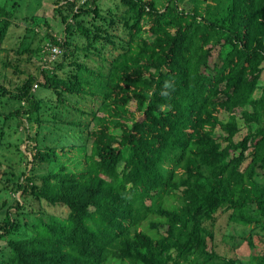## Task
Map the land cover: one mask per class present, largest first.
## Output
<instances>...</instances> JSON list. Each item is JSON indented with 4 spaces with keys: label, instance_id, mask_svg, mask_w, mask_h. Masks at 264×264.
Listing matches in <instances>:
<instances>
[{
    "label": "trees",
    "instance_id": "trees-1",
    "mask_svg": "<svg viewBox=\"0 0 264 264\" xmlns=\"http://www.w3.org/2000/svg\"><path fill=\"white\" fill-rule=\"evenodd\" d=\"M42 1L0 0V151L45 167L0 173V264H264V0Z\"/></svg>",
    "mask_w": 264,
    "mask_h": 264
},
{
    "label": "rangeland",
    "instance_id": "rangeland-1",
    "mask_svg": "<svg viewBox=\"0 0 264 264\" xmlns=\"http://www.w3.org/2000/svg\"><path fill=\"white\" fill-rule=\"evenodd\" d=\"M27 1L29 0H20L21 3V8H19V20L23 22L22 16L26 15L29 13L30 10H27ZM55 0H43L42 6L39 10H37V14L42 15L46 17L52 26V29L56 25H59V17L54 13V2ZM21 31V29H17L15 31V34H18ZM43 47H46V44L43 43ZM217 60V51L213 50L212 55L209 58V65L210 67L213 66V63ZM211 71V69H209ZM264 83V71L261 73L260 76V84ZM34 89H38L37 87L34 86ZM238 114L239 112L236 111ZM222 118H225V114L221 115ZM1 123V120H0ZM16 123H11V127L13 128ZM5 128V137L7 138V141L11 145V147H6L2 151H0V173L5 170L10 169V165L17 166L18 169H15L16 173L19 172L23 166H26V173H37L41 174L45 172V167L44 165H40L35 169L33 172H31V164L27 163V160H31V154L27 144V140H24L23 143H21L22 135H20L18 138L17 135L19 132L22 130V126L18 127L17 133H14L10 128L4 127ZM46 132H49L48 134V140L47 142L52 144L54 141L58 138V136L53 133L50 127L45 128ZM246 131V128L241 127V130L238 132V134L235 136V140H238L242 137L244 132ZM15 144L20 146V149L22 151H25V155L27 156L26 159L22 158V155L19 153V150L15 148ZM20 144V145H19ZM14 145V146H13ZM13 146V148H12ZM21 163V164H20ZM19 164L21 166H19ZM19 166V167H18ZM15 168V167H14ZM16 196H19V193L16 194ZM146 203L149 202V198L145 199ZM1 202V200H0ZM33 203V209H38V208H43L45 211L54 213V214H62L66 211L65 207H52L49 206L45 203V201H41L38 203L36 200L31 201ZM25 212V211H24ZM221 209L218 210L217 215L218 218L216 220V224L214 227V243L215 250L223 255V256H228V257H236V258H247L248 255L253 252L254 250H251L247 245L246 242L242 241L243 239L239 236V231L241 230L240 227L238 228L234 223L228 221V212L221 213ZM15 217H17L20 221L26 219V214L21 213V214H16ZM164 230V227L161 228V231ZM263 242V240H262Z\"/></svg>",
    "mask_w": 264,
    "mask_h": 264
}]
</instances>
